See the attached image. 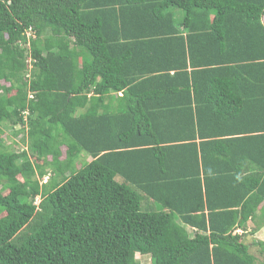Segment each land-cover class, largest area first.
<instances>
[{
    "label": "trees",
    "instance_id": "trees-1",
    "mask_svg": "<svg viewBox=\"0 0 264 264\" xmlns=\"http://www.w3.org/2000/svg\"><path fill=\"white\" fill-rule=\"evenodd\" d=\"M263 206L264 0H0V264H257Z\"/></svg>",
    "mask_w": 264,
    "mask_h": 264
},
{
    "label": "crops",
    "instance_id": "crops-1",
    "mask_svg": "<svg viewBox=\"0 0 264 264\" xmlns=\"http://www.w3.org/2000/svg\"><path fill=\"white\" fill-rule=\"evenodd\" d=\"M186 230L191 236L194 233L190 227H186ZM234 234L242 235V242L249 247L250 253L256 257L257 264L264 263V253L260 252L261 247L258 245L264 243V206L253 219L246 223L245 230L237 228Z\"/></svg>",
    "mask_w": 264,
    "mask_h": 264
},
{
    "label": "rangeland",
    "instance_id": "rangeland-1",
    "mask_svg": "<svg viewBox=\"0 0 264 264\" xmlns=\"http://www.w3.org/2000/svg\"><path fill=\"white\" fill-rule=\"evenodd\" d=\"M1 126H3V124ZM19 129H20V126H16L12 130H11V128H8V127L5 128L4 127L5 135H3V136L5 139V143L13 151L25 150V148H26V146H25L26 145V143H25L26 142L25 132H23ZM22 138H24V139H22ZM64 151H65V149L62 148V152H64ZM87 161H90V158L88 156H86L85 154H82L79 157V159L77 160V168L80 167L81 164H83L84 162H87ZM46 180H47V178L43 179V181L41 183H44ZM1 191L3 192V190H1ZM4 193H6V192H4ZM36 203H38V200L36 201ZM263 251H264V248H260V252H263ZM137 259L140 260L142 263H144L146 261L145 259L140 258L139 256H137Z\"/></svg>",
    "mask_w": 264,
    "mask_h": 264
},
{
    "label": "clouds",
    "instance_id": "clouds-1",
    "mask_svg": "<svg viewBox=\"0 0 264 264\" xmlns=\"http://www.w3.org/2000/svg\"><path fill=\"white\" fill-rule=\"evenodd\" d=\"M31 62H32L31 59H28V60H27V63L29 64V70H28V73H30V70H31V68H32V64H31ZM28 97H29L30 99L33 98L32 94H31L30 92L28 93Z\"/></svg>",
    "mask_w": 264,
    "mask_h": 264
}]
</instances>
